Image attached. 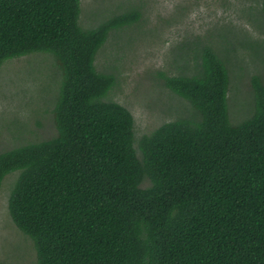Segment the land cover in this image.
Segmentation results:
<instances>
[{"label":"trees","instance_id":"trees-1","mask_svg":"<svg viewBox=\"0 0 264 264\" xmlns=\"http://www.w3.org/2000/svg\"><path fill=\"white\" fill-rule=\"evenodd\" d=\"M259 2L243 13L264 33ZM80 12L81 0H0V65L40 51L61 72L53 134L0 151V188L19 172L7 207L36 264H264V73L247 74L232 49L201 38L193 53L179 50V71L156 78L193 115L142 134L136 148L132 113L107 99L118 75L95 61L141 12L92 27ZM247 34L231 43L260 50L264 39ZM246 76L250 110L233 121L229 91Z\"/></svg>","mask_w":264,"mask_h":264},{"label":"rangeland","instance_id":"rangeland-1","mask_svg":"<svg viewBox=\"0 0 264 264\" xmlns=\"http://www.w3.org/2000/svg\"><path fill=\"white\" fill-rule=\"evenodd\" d=\"M259 1L81 0L79 21L83 27H92L108 15L130 7L141 12L137 23L128 26L116 39H108L95 61L99 71L108 69L118 75V85L107 99L121 103L132 113L136 148L142 134L179 114L193 115L190 102L156 78L159 72L179 71L172 63L180 62L179 50L193 53L203 39L224 54L223 44L233 50L230 57L236 60L235 64L245 65L243 71L247 74L256 70L264 73L263 41L260 50L246 53L231 43L240 34L249 37L247 33L264 39L257 24L249 22L243 13L250 11L246 8L259 6ZM110 65L115 68L109 69ZM60 84L61 72L48 52H33L0 65V151L21 141L53 134L52 110ZM245 84L249 88L247 76L236 78L229 91V97L234 96L229 98L233 103L230 110L233 121L250 110ZM18 174V171L7 174L0 188V264L37 263L33 240L14 225L7 207Z\"/></svg>","mask_w":264,"mask_h":264}]
</instances>
